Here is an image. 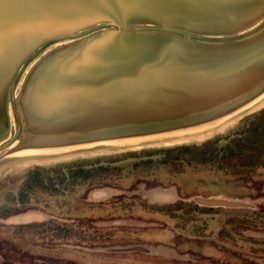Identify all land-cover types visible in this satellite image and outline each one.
<instances>
[{"label": "water", "instance_id": "obj_1", "mask_svg": "<svg viewBox=\"0 0 264 264\" xmlns=\"http://www.w3.org/2000/svg\"><path fill=\"white\" fill-rule=\"evenodd\" d=\"M263 95L264 0H0V152L194 130Z\"/></svg>", "mask_w": 264, "mask_h": 264}, {"label": "rangeland", "instance_id": "obj_2", "mask_svg": "<svg viewBox=\"0 0 264 264\" xmlns=\"http://www.w3.org/2000/svg\"><path fill=\"white\" fill-rule=\"evenodd\" d=\"M263 109L264 95L218 123L178 136L167 134L49 153L14 152L13 147L0 152V180L4 182L0 184V216L3 212L36 211L46 217L40 223L53 220L62 226H75L69 244L56 239L49 244L51 249L44 256L37 255L39 251L34 250L31 255L25 254L22 240H15L14 244L20 253L9 247L10 243L5 246L0 242L4 251L0 264H11V260L15 261L13 264H264V229L244 228L241 223L250 222V211L256 208L264 218V168L251 174L245 169V175L239 170L241 175L236 176L234 173L238 171L227 167L221 170L216 164L186 160L171 164L165 153L168 149L198 146L216 138L220 139L221 146L226 137L240 131L248 118ZM14 133L11 116L10 136L0 146L7 144ZM76 162H97L98 166L110 168L107 172L112 176L109 186L99 189L107 190L110 197L90 202L85 196L88 186L68 190L58 186L55 188L58 192L42 189L23 192L26 205H20V188L31 170H52ZM79 169L74 166L62 171L67 174ZM158 191L167 192L174 201L153 202L152 196ZM206 199L229 200L250 208L218 207L219 213L214 216L198 212L191 216L184 214L192 212L196 206L208 208L197 203V200ZM178 207L183 210L175 211ZM167 213L174 218H169ZM20 215L0 218V226L5 231L1 241L2 238L6 242L14 239L7 228L16 226L10 223L18 222ZM110 235L105 242L103 238ZM95 237L102 240L99 242ZM128 242L148 249L157 247L159 257L139 253L111 257L107 253L108 247Z\"/></svg>", "mask_w": 264, "mask_h": 264}, {"label": "trees", "instance_id": "obj_3", "mask_svg": "<svg viewBox=\"0 0 264 264\" xmlns=\"http://www.w3.org/2000/svg\"><path fill=\"white\" fill-rule=\"evenodd\" d=\"M245 124L243 128L236 132L232 137H226V142L221 146H219L220 139L216 138L198 146H182L174 149H168L165 150V153L170 157L168 160L172 161L171 164L186 160L187 162H196L198 164L201 163L204 165L216 164L220 166L221 170L222 167L234 169L235 171H238L234 173L236 176L241 175L239 170L243 172L245 169L247 173L251 174L258 169L264 168V109L251 118H248L245 121ZM98 165L99 163L97 162H76L67 166L53 168L52 170L43 168H35L31 170L24 178L20 188V205H26V196H23V192H34L36 189H42L43 191L48 192H58L59 190H55V188L58 186L64 188V190H68L72 189L73 187L86 185L88 186V191L85 192V196L87 198L88 193L92 190L109 186L108 181H110V177L112 176L107 172H110V168H105ZM74 166L79 167L80 169L74 170L75 172L67 174H64L62 171L64 168L71 169ZM51 173L53 176L50 175ZM244 173L245 171L243 174ZM3 183L4 182L0 180V184L2 185ZM174 210L182 211L183 209L178 207ZM156 212H158V210H156ZM197 212L200 215H208L213 213L214 210L196 206V209H193L192 212H184V214L191 216ZM250 212V222H241L243 223L242 226L249 229L253 228L254 230L264 229V218H262L261 214L259 213V209L256 208V210ZM23 213V210L16 211L15 213L3 212V215L0 216V218L4 219ZM167 216L169 218H174V216H171L169 213H167ZM191 222L192 221L190 220L189 223ZM0 227L1 238L4 236L3 234L5 231L3 230L2 226ZM73 229H75V226H62L53 220L44 223L16 225L14 227L7 228V231H11V234L15 236L14 239H11L10 241L7 239L6 242V240L3 241L4 239L2 238V241L0 239V242L5 243V246H8V243H10L12 246L9 247H14L20 253L14 244L15 240H22L25 245L23 247L24 249L22 248L25 254L31 255V250H34L36 252L39 251L37 255L44 256L47 255L51 249L49 244L52 241H56L57 239L59 241L69 243L70 239L73 238V233L75 234ZM81 232H83V230ZM110 238L111 235L108 236V238L105 237L103 239L105 242H107ZM95 239L99 242L102 240L99 237H95ZM81 243L84 242L81 241ZM0 257H4V251L1 245ZM14 262V260H11V264Z\"/></svg>", "mask_w": 264, "mask_h": 264}, {"label": "crops", "instance_id": "obj_4", "mask_svg": "<svg viewBox=\"0 0 264 264\" xmlns=\"http://www.w3.org/2000/svg\"><path fill=\"white\" fill-rule=\"evenodd\" d=\"M106 191L97 189V190L89 192L88 195H87L88 201H90V202H92V201L99 202L100 199H105L106 200L108 197H110L109 194ZM156 194L159 195V196H162V197H158V200H159L158 203H160V204L170 203V202L174 201V198H172V201H170V202L165 200V198H167V196H168L167 192L158 191V192H156ZM89 196H90V198H89ZM91 198H92V200H91ZM164 200L166 202H163ZM242 208H250V207H242ZM209 209H213L214 212L211 213V214H208V215L214 216V215H217L219 213V211H216V208H209ZM237 209H239V208H237ZM252 211H253V209H252ZM35 212L36 211L24 213V214L20 215L19 217H17L18 218V222L14 223V224H12V223H10V224L11 225H28V224H33V223H40V222H43V221L46 220V217H44L45 216L44 214L40 213L41 214L40 215V214H36ZM37 212H40V211H37ZM113 238L115 239V237H113ZM227 238L228 237L226 236L225 240H227ZM220 240H222V238ZM222 242H224V241H222ZM64 244H67V243L65 242ZM121 244H123V243H120L118 245H112L111 247H108L110 249L108 250L107 253H109V255L111 257H115L114 255H116V254L117 255H122V256H130L133 253H139V254L144 255V256L147 255V256L159 257V252H158L157 247L148 249V248H145L143 245H140L138 243H129L128 242V243H125L123 245H121ZM91 246L92 247H96L95 245H91ZM135 247L145 248L147 250V252L126 251V249L135 248ZM122 250H125V251H122ZM217 263H218V261H217Z\"/></svg>", "mask_w": 264, "mask_h": 264}, {"label": "bare ground", "instance_id": "obj_5", "mask_svg": "<svg viewBox=\"0 0 264 264\" xmlns=\"http://www.w3.org/2000/svg\"><path fill=\"white\" fill-rule=\"evenodd\" d=\"M218 123V122H216ZM215 124V123H214ZM207 127V126H206ZM205 127H200L198 129H203ZM198 129H194V130H198ZM194 130H188V131H183V132H177V133H172V134H168V135H174L176 134L177 136L186 132H190V131H194ZM57 151H61V150H57ZM20 152H25V151H20ZM29 153H49V152H56V151H27Z\"/></svg>", "mask_w": 264, "mask_h": 264}]
</instances>
